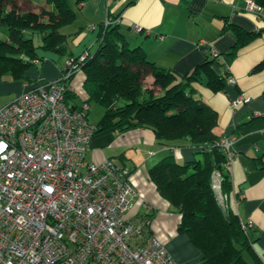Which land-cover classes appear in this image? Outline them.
I'll return each mask as SVG.
<instances>
[{
  "label": "crops",
  "instance_id": "obj_1",
  "mask_svg": "<svg viewBox=\"0 0 264 264\" xmlns=\"http://www.w3.org/2000/svg\"><path fill=\"white\" fill-rule=\"evenodd\" d=\"M245 6V0L75 1L74 20L61 28V33L68 38L67 53L44 50L40 47L41 35L38 34L40 42L37 43L35 34V44L40 47L37 55L43 60L31 66L23 79L0 77V106L24 92L57 80L69 57L93 51L108 15L120 16L131 46H141L149 61L179 77L205 61L207 54L199 42L207 41L219 54L216 70L223 72L229 67L237 82H228L220 92H213L206 82L195 83V96L217 111L219 122L215 133L219 138L234 137L232 189L227 193V205L242 223L252 221L254 226L247 234L264 262V167L261 161V158L264 160V66L255 69L264 60V20L246 11ZM134 24L140 25L143 31H133ZM232 24L258 34L231 55L237 41ZM90 25L95 27L88 29ZM3 78L9 85L4 84ZM82 80L83 74L78 75L73 89L80 90ZM147 80L153 83V75L149 74ZM243 94L249 96L250 101L232 108L231 101ZM78 103L80 105L81 100ZM176 144L174 148L163 144L150 128L132 127L123 131L110 128L95 133L86 159L99 163L114 158L119 165L129 168L138 195L126 214L127 219L149 220L151 231L179 263L202 264V251L178 229L181 215L173 210L150 178V169L169 154H174L179 162L194 158L195 148L188 141Z\"/></svg>",
  "mask_w": 264,
  "mask_h": 264
},
{
  "label": "built area",
  "instance_id": "obj_2",
  "mask_svg": "<svg viewBox=\"0 0 264 264\" xmlns=\"http://www.w3.org/2000/svg\"><path fill=\"white\" fill-rule=\"evenodd\" d=\"M245 2L246 11L264 18L261 5ZM114 21L121 18L108 15L104 25ZM131 29L143 31L138 24ZM199 45L218 57L207 41ZM90 52L69 57L57 80L0 106V264H181L151 231L149 220L127 219L138 195L132 171L114 158L86 159L97 132L89 120L90 104L73 108L65 95L73 90L67 79ZM223 73L230 84L237 82L229 67ZM249 101L239 95L231 107ZM233 143L234 137L215 143L227 157L231 177ZM222 179L216 171L212 186L221 203ZM223 205L228 208L227 201ZM242 225L246 231L254 226Z\"/></svg>",
  "mask_w": 264,
  "mask_h": 264
},
{
  "label": "trees",
  "instance_id": "obj_3",
  "mask_svg": "<svg viewBox=\"0 0 264 264\" xmlns=\"http://www.w3.org/2000/svg\"><path fill=\"white\" fill-rule=\"evenodd\" d=\"M45 1L49 8L37 12L23 10L15 0H0V77L23 79L34 65L33 60L39 58L40 47L67 53L68 38L61 28L74 20L75 10L69 0ZM255 2L264 8V0ZM231 28L237 36L231 55L258 34L233 24ZM35 34L41 35L40 47L35 44ZM129 42L121 21L109 25L103 22L96 48L67 79L73 86L76 77L83 74V93L76 87L68 90L66 101L73 108L78 107L79 100L101 105L104 112L97 132L144 127L173 148L180 141H188L195 148L192 160L179 162L174 154H169L150 169V178L160 194L181 215L179 231L202 251V264H264L238 215L225 209L212 186L215 171L222 174V188L227 193L232 189V180L227 157L215 145L219 140L215 133L219 115L195 96L194 84L206 82L213 92L228 85V75L216 70L218 58L207 55L203 63L179 77L157 67L147 59L141 46H131ZM263 66L264 60L255 69ZM149 74L162 93L145 86ZM261 161L264 167L263 158Z\"/></svg>",
  "mask_w": 264,
  "mask_h": 264
},
{
  "label": "rangeland",
  "instance_id": "obj_4",
  "mask_svg": "<svg viewBox=\"0 0 264 264\" xmlns=\"http://www.w3.org/2000/svg\"><path fill=\"white\" fill-rule=\"evenodd\" d=\"M69 1H70L71 6H74L75 0H69ZM15 2H17L23 10H31V11H37L38 12L43 7L49 8V6L46 4L45 0H15ZM36 41H37V43L40 42V35H38V34H36ZM32 67H30V68H32ZM6 79L9 80L10 78L6 77ZM6 79L3 78L4 84L5 85H9V82H5ZM144 84H145L146 87L153 88L156 93H162V90H161L160 87L155 86L152 82L151 83L148 82L147 76L145 77ZM77 86H78V89H79L80 88V84L78 83ZM79 91H80V93H83L82 85H81V89ZM103 112H104V108L101 105H99V104H97L95 102H92L90 104L89 119L91 120L92 123L97 125L99 123V120H100ZM215 172L213 173V176L215 175ZM220 195L223 198V200H222L223 203H225L227 201V199L225 198L226 195H227V192H225L223 190V188H221ZM225 209H227V208L225 207Z\"/></svg>",
  "mask_w": 264,
  "mask_h": 264
}]
</instances>
